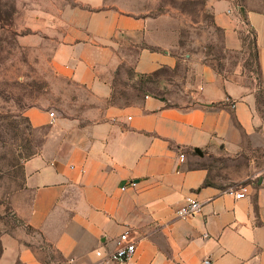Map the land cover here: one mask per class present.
Returning a JSON list of instances; mask_svg holds the SVG:
<instances>
[{
	"label": "crops",
	"instance_id": "crops-1",
	"mask_svg": "<svg viewBox=\"0 0 264 264\" xmlns=\"http://www.w3.org/2000/svg\"><path fill=\"white\" fill-rule=\"evenodd\" d=\"M78 2L93 11L66 12L55 52L64 106L26 113L46 132L23 163L17 218L68 264H95L125 231L136 248L126 264H264V169L245 170V153L264 148V3L206 1L218 66L171 52L166 15H146L144 0ZM246 27L258 76L246 66ZM187 196L201 211L179 218ZM24 242L9 241L0 264H44Z\"/></svg>",
	"mask_w": 264,
	"mask_h": 264
},
{
	"label": "rangeland",
	"instance_id": "rangeland-1",
	"mask_svg": "<svg viewBox=\"0 0 264 264\" xmlns=\"http://www.w3.org/2000/svg\"><path fill=\"white\" fill-rule=\"evenodd\" d=\"M206 1L144 0L143 6L148 16L166 15V27L173 32L167 37L171 52L220 66L221 32ZM233 1L251 7L264 3ZM72 8L93 11L78 0H0V258L9 241L24 242L26 237L30 242L25 245L32 246L44 264H68L24 226L12 200L23 187V163L39 152L46 132L30 124L27 111L42 109L54 115L64 106L68 83L57 70L55 52L68 30L65 14ZM244 30L242 38L252 40L251 29ZM258 94L264 133V91ZM245 158L246 173L264 169V148L247 151Z\"/></svg>",
	"mask_w": 264,
	"mask_h": 264
},
{
	"label": "built area",
	"instance_id": "built-area-1",
	"mask_svg": "<svg viewBox=\"0 0 264 264\" xmlns=\"http://www.w3.org/2000/svg\"><path fill=\"white\" fill-rule=\"evenodd\" d=\"M228 105L230 107H234V103L232 101H228ZM50 117H53L52 112L50 113ZM179 160L183 161L184 155L181 154L179 156ZM129 187H136V183L130 182L128 185L121 187V191H124ZM227 192L235 199H240L243 197V189L235 190L233 188H230ZM200 211L201 203L197 199L191 196H187L183 199V204L181 205V207L176 211V215L179 218H186L188 216L198 214ZM135 250V242L130 237L129 231H125L119 235L115 249L113 251H111L107 255H104L100 250L95 251V256L97 257V261L95 262V264H126L133 259ZM206 263H208V261H206Z\"/></svg>",
	"mask_w": 264,
	"mask_h": 264
},
{
	"label": "trees",
	"instance_id": "trees-1",
	"mask_svg": "<svg viewBox=\"0 0 264 264\" xmlns=\"http://www.w3.org/2000/svg\"><path fill=\"white\" fill-rule=\"evenodd\" d=\"M243 40V45H247L246 47L249 50V62H247V69L251 72H253L256 76H258V67H257V62H256V44H255V38L252 40H249L247 42V38L242 39ZM246 48V49H247ZM263 91V90H261ZM21 221V220H20Z\"/></svg>",
	"mask_w": 264,
	"mask_h": 264
}]
</instances>
